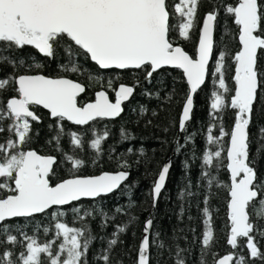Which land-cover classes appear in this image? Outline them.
I'll use <instances>...</instances> for the list:
<instances>
[{"label":"snow or ice","instance_id":"6c2138e0","mask_svg":"<svg viewBox=\"0 0 264 264\" xmlns=\"http://www.w3.org/2000/svg\"><path fill=\"white\" fill-rule=\"evenodd\" d=\"M180 38L192 42L191 54L177 43ZM29 48L41 59L31 52L20 55ZM52 63L57 65L54 75ZM169 69L179 70L186 84L176 155H183L196 138L189 131L194 94L209 82L216 85L206 97L207 147L197 158L202 159L199 176L211 190L202 197L204 230L192 242L201 246L198 264H206L207 255L213 264H264V213L257 214L264 208V173L259 169L264 124L252 131L264 120V0H0V264H90V246L106 239L93 233V221L102 231L113 228L106 246L93 254V264H113L111 253L128 230L127 224L115 223L116 214L126 209L116 206L109 215L101 201L131 187L125 182L132 165L123 154L114 159L116 149L111 148L107 160H114L115 170L86 174L89 164L101 165L102 144L111 135L107 126L98 132L94 125L121 116L125 102L142 87L141 77L152 84ZM91 70L114 77L140 75L131 84L96 76L101 90L93 102L81 105L78 98L86 85L70 76L93 79ZM142 94L151 98L154 93L143 88ZM40 109L52 121L46 143L57 155L32 147L39 136L34 124L42 122ZM139 111L143 115L149 109L141 106ZM120 137L135 138L123 127ZM171 167L170 158L154 173L153 208ZM184 168L189 178L184 192L194 195L187 160ZM221 189L230 249L223 255L213 251L217 240L211 210ZM153 227L154 218L146 219L136 264H151L153 246L161 255L167 250L173 264H188L191 244H166ZM38 234L50 238L41 240Z\"/></svg>","mask_w":264,"mask_h":264},{"label":"trees","instance_id":"16d2710c","mask_svg":"<svg viewBox=\"0 0 264 264\" xmlns=\"http://www.w3.org/2000/svg\"><path fill=\"white\" fill-rule=\"evenodd\" d=\"M208 9V4L205 3L201 8L199 15L202 18L204 12ZM219 34V33H217ZM195 39V37L193 38ZM177 43L183 45L191 54L193 51L192 42H185L182 38L178 39ZM31 52L37 59H41L39 53L33 49H25L20 55L27 56ZM56 63L50 65L55 74ZM11 71V69H5ZM92 71L93 79H89L87 75L72 74L70 78L79 80V82L86 85L84 95L78 99L80 104L92 101L94 99V92L101 90L102 83L98 82L95 77L100 76L104 81L109 78H116L122 82L129 84L133 83L134 79L140 74H124L122 77H114L111 72L96 73ZM141 88H137L133 97L124 105V111L121 116L114 120L99 121L95 126L98 132L104 130L107 126L111 131V135L106 142L102 144L105 156L102 157L101 165L99 167L89 164L86 174H99L101 171H114V160H107V153L111 148H115L116 152L113 153V158H118L121 154L125 159L129 160L132 167L129 169L130 177L125 183L131 185L126 187L123 193H113L101 201L104 211L109 215L114 214L116 206H121L126 209L125 214H116V224H127L128 230L126 233L121 234L120 239L123 243L118 244L114 251L111 253L113 264L117 261L121 264H136L137 249L140 244L143 224L146 219L154 218L153 233L159 232V240L166 244L179 243L181 247H189L191 244V254L187 255L188 264H198L200 259V244L192 243L196 237H199L204 230L203 213H202V197L209 193L206 181L202 180L199 176V168L202 164L200 149L207 147L206 135L204 126L209 122V100L206 98L210 95V91L214 90L216 85L209 82L208 86L202 91L194 95V109L193 118L191 120L190 134L196 138L186 145L183 150V155L174 154L176 147V139L178 133V120L180 117L182 104L184 103V96L186 91V84L181 79L179 70L169 69L166 73L161 74L153 80L152 84H147L141 77ZM147 88L154 94L151 98L142 94V89ZM159 95H156V93ZM113 98V94L109 93ZM144 106L149 109L148 112L141 115L140 107ZM156 111L157 115L152 116L151 112ZM38 114L42 117L40 124H34V129H39V136L34 140L32 147L39 151L41 154L57 155L53 149L52 144L46 143V140L52 135L49 132L48 124L51 123L48 113L40 109ZM259 116V113H257ZM148 120L152 123L149 124ZM231 123V120H228ZM264 124V120H258L257 124L253 126V133L256 128ZM68 127L75 130L76 126L68 125ZM125 128L134 139L123 140L120 137V129ZM165 128L168 131H165ZM215 131V129L213 130ZM89 134V143H90ZM54 143V142H53ZM64 146L67 148V140L64 141ZM132 147L134 152L128 154L126 150ZM253 151H255V144H253ZM143 149V155L141 154ZM93 150L89 147L88 152ZM172 160V167L166 181L165 189H163L161 196L155 208L152 205L151 189L153 181L156 178L154 173L158 172L160 167L163 166L167 159ZM189 162L190 166V180L191 185L189 191L194 195H188L184 192L185 185L188 184L189 178L185 175L184 164L185 161ZM259 169L264 173V154L259 158ZM220 180H226L223 173L220 174ZM123 187V186H122ZM181 193H184L181 195ZM226 200L224 198L223 190H218L211 202V210L214 215L213 229L214 236L217 243L213 249L220 255L229 251L226 245L227 229L226 224ZM183 207V211L181 208ZM264 213V208L257 209V214ZM71 215V214H69ZM191 217V219H189ZM65 219H68L67 217ZM90 228L94 234L104 236L106 239L102 242L96 240L90 246L89 260L93 264V254L106 246V240L112 238L111 233L113 228L110 226L106 231H102L98 227V221H93ZM195 229V233L190 231ZM41 240H46L50 237H44L38 234ZM187 236V240L183 237ZM151 264H173L172 258L168 256L167 250L163 251L161 255L153 246L151 249ZM206 264H213L212 255L204 257Z\"/></svg>","mask_w":264,"mask_h":264},{"label":"water","instance_id":"95a60500","mask_svg":"<svg viewBox=\"0 0 264 264\" xmlns=\"http://www.w3.org/2000/svg\"><path fill=\"white\" fill-rule=\"evenodd\" d=\"M83 84V83H82ZM97 91H95L94 92V99L92 100V101H88V102H86V103H89V102H93L94 100H95V93H96ZM85 93V92H84ZM84 93H82L81 94V96L78 98V99H80L83 95H84ZM195 95V94H194ZM113 99H114V96H113ZM131 99V98H130ZM130 101V100H129ZM129 101H127V102H129ZM127 102H125V104L127 103ZM83 104H85V103H83ZM83 104H81V105H83ZM124 104V105H125ZM124 105H123V107H124ZM44 110V109H43ZM46 112H47V110H45ZM181 111H182V109H181ZM180 115H181V113H180ZM118 118V117H117ZM117 118H115V119H117ZM180 118V117H179ZM169 159H167L165 162H164V164L168 161ZM163 164V165H164ZM163 191V190H162ZM143 227H144V224H143ZM142 236H143V231H142ZM142 236H141V238H142ZM141 241V240H140Z\"/></svg>","mask_w":264,"mask_h":264}]
</instances>
